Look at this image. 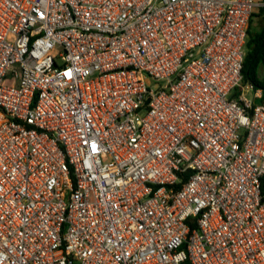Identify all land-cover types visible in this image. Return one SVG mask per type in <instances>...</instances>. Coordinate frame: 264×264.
Here are the masks:
<instances>
[{
    "label": "built area",
    "instance_id": "2783aa9c",
    "mask_svg": "<svg viewBox=\"0 0 264 264\" xmlns=\"http://www.w3.org/2000/svg\"><path fill=\"white\" fill-rule=\"evenodd\" d=\"M262 7L0 0V264H264Z\"/></svg>",
    "mask_w": 264,
    "mask_h": 264
},
{
    "label": "trees",
    "instance_id": "16d2710c",
    "mask_svg": "<svg viewBox=\"0 0 264 264\" xmlns=\"http://www.w3.org/2000/svg\"><path fill=\"white\" fill-rule=\"evenodd\" d=\"M259 17L261 20L260 32H253V17ZM250 21L249 39L247 43V55L243 69V84L250 82L264 91V78L261 74L264 66V7L260 9L259 14H254ZM264 102V98L260 100ZM264 194V179H263Z\"/></svg>",
    "mask_w": 264,
    "mask_h": 264
},
{
    "label": "rangeland",
    "instance_id": "374dc122",
    "mask_svg": "<svg viewBox=\"0 0 264 264\" xmlns=\"http://www.w3.org/2000/svg\"><path fill=\"white\" fill-rule=\"evenodd\" d=\"M257 1H259V2H261V3L264 4V2H263L264 0H257ZM258 13H260V10L259 9L256 10L255 14H258ZM259 24H260L259 17H256V16L253 17L252 26H253L254 30H258L259 29ZM261 74H262V76L264 78V66L262 67ZM150 81L153 82L152 79ZM249 84H250V82L246 83L245 85L243 84L242 86L245 87L246 85H249ZM0 119H1V113H0Z\"/></svg>",
    "mask_w": 264,
    "mask_h": 264
},
{
    "label": "crops",
    "instance_id": "0c3cea01",
    "mask_svg": "<svg viewBox=\"0 0 264 264\" xmlns=\"http://www.w3.org/2000/svg\"><path fill=\"white\" fill-rule=\"evenodd\" d=\"M257 1V0H256ZM259 2V1H258ZM264 2V1H263ZM261 9V8H260ZM259 9V10H260ZM259 14V13H258ZM260 19V18H259ZM260 28H261V20H260V24H259V29L258 30H254L253 26H252V30L253 32H260Z\"/></svg>",
    "mask_w": 264,
    "mask_h": 264
}]
</instances>
